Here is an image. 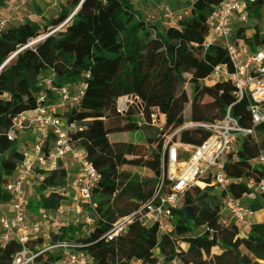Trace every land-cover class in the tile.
<instances>
[{
  "label": "trees",
  "instance_id": "16d2710c",
  "mask_svg": "<svg viewBox=\"0 0 264 264\" xmlns=\"http://www.w3.org/2000/svg\"><path fill=\"white\" fill-rule=\"evenodd\" d=\"M224 1L196 0L189 19L161 29L143 17L132 0H65L58 5L56 17L43 26L27 19L7 28L0 35V205L11 202L4 187L23 162L18 144L8 139L14 118L36 107L37 95L49 77H54L55 88L85 83L84 98L64 117L82 129L72 133L73 144L87 151L100 175L93 191L97 205L90 215L93 231L87 236L61 227L60 235L51 234V243L74 241L95 264H158L160 259L163 264L174 260L182 264H264V223H254L245 236L237 225H224L223 195L209 185L187 192L182 208L173 212L176 222L168 235L160 236L157 225L146 227L134 221L126 235L113 241L105 237L118 220L137 212L154 195L164 141L187 125L223 119L232 104L230 85L202 84L225 54L216 46H203L209 23L201 17ZM263 5L264 1L255 5L253 13ZM7 6L6 0H0V10ZM253 29L249 37L237 31V39L258 50L264 45V30ZM121 97L134 100L124 113L117 109ZM249 106L250 101L244 99L233 106L232 114L245 120ZM155 107L163 115L161 126L153 125L150 118ZM256 131L257 136L244 139L225 165L226 175L238 181L229 187L235 197L251 192L249 180L258 184L264 177V169L252 165L264 150V124ZM208 136L204 128L195 126L176 134L174 141L197 146ZM67 171L60 164L38 182L36 195L28 196V213L39 216L61 208L66 200ZM253 209H264V193ZM42 240L27 246L37 254ZM21 249L13 240L0 243V264H12ZM60 255L59 251L46 252L34 264H55Z\"/></svg>",
  "mask_w": 264,
  "mask_h": 264
},
{
  "label": "built area",
  "instance_id": "2783aa9c",
  "mask_svg": "<svg viewBox=\"0 0 264 264\" xmlns=\"http://www.w3.org/2000/svg\"><path fill=\"white\" fill-rule=\"evenodd\" d=\"M42 1L51 2L53 6L64 2L12 0L8 14H0V35L7 28L25 23L28 17L22 16V12L33 3ZM263 1L225 0L215 7L203 46L220 48L225 59L214 67L211 75L203 82L207 86L219 83L230 85L229 96L233 102L223 119L186 126L202 127L208 132L209 136L202 144L195 146L176 143L174 137L178 131L164 141L160 181L154 195L137 212L118 220L105 235L108 241L126 235L134 221L146 227L157 225L160 236L168 235L176 222L173 212L182 208L187 192L191 188L208 185L219 195H223L224 225H237L242 236L250 231L257 214L253 204L264 193V177L258 184L253 179L249 180L247 183L252 188L251 192L235 197L229 187L238 181L226 175L225 165L230 154L240 149L244 139L249 136L256 137V128L264 124V45L258 50L251 48L246 53L242 48L245 41L236 37L237 31L242 32L249 19L254 16L253 7ZM163 12L168 16L172 15L169 7H164ZM236 25L239 27L237 30ZM53 80L52 76L44 82V89L37 95L36 107L14 118L8 132L9 141L18 144L23 162L18 173L4 187L11 194L12 200L8 204L0 205V243L13 240L21 245L22 249L14 256L12 264H34L37 256L57 251L61 255L55 264H95L90 255L81 250V245L74 241L51 243V234L61 233L60 222L65 212L66 200L56 213L46 212L39 216L44 221L50 220L53 229L52 233L43 236L44 244L36 248L38 253L35 254L27 246L33 241L27 192L28 183L33 178L43 181L60 164L67 167L68 177H72V187L75 189V193L69 198L71 208L77 216L85 219V225L89 228L84 231L87 236L93 231V219L90 215L97 206L93 203V191L100 175L88 160L87 151L73 144L72 133L82 129H78L75 123L68 122L64 117L65 112L81 102L88 86L80 83L76 86L55 88ZM244 99L250 101V112L247 119L242 120L232 114V108ZM133 102L129 97L119 98L118 111L126 112L128 104ZM138 104L143 107L140 102ZM150 118L153 125L161 126L163 123L159 108L150 110ZM50 144L51 147L46 151ZM252 165L264 169V150ZM66 192L67 188H64L63 195L66 196ZM160 261L163 263L161 259ZM168 264L182 263L174 260Z\"/></svg>",
  "mask_w": 264,
  "mask_h": 264
},
{
  "label": "rangeland",
  "instance_id": "374dc122",
  "mask_svg": "<svg viewBox=\"0 0 264 264\" xmlns=\"http://www.w3.org/2000/svg\"><path fill=\"white\" fill-rule=\"evenodd\" d=\"M195 1L196 0H162L159 3H156L154 0H132L136 9L141 12L142 16L145 19H147V21H149L150 23L158 25L161 29L167 26L166 23H168L169 26L172 25L175 27L177 26V23L179 21L183 19H189L192 16L191 10H192L193 3ZM164 7H169L171 9V12H172L171 16H168L163 12ZM25 11H27V15L28 14L31 15L30 18L28 19L32 20L34 23H38L41 26H43L44 21H49L56 17V13L58 11V5L53 6L51 2H45V1L35 2L33 3V5L27 7ZM260 11L263 12L262 16H264V5L260 9ZM212 14L213 13H209V11H206L202 15L201 19H204L205 17H207L208 19L207 21L208 23H210ZM259 22L260 20L257 19L256 17L250 18L247 24L249 28L243 30L244 32L242 31L244 36L246 37L251 36L252 33L254 32L253 27L256 24H259ZM261 29L264 30V25H262ZM33 42L34 41H32L31 43ZM242 46H243L242 47L243 50L246 53L252 50L251 49L252 47H250L247 44H244V45L242 44ZM202 84H204V82H202ZM67 164L69 165L70 163H67ZM38 182L39 181L36 178H33L28 183L27 192L30 198H33L36 195L35 187L37 186ZM65 188H67L66 201L64 203L65 212L62 216L60 227H71L72 229H75L78 233L82 231V233L86 235L84 231L88 230L89 228L85 226V219L81 216H77L71 208V200H69V198H71L72 195L75 193V189L72 187V177L71 176L68 177L67 186ZM45 213L46 212H41L39 216L45 215ZM28 215H30L29 222L31 226H33L32 238H33V241H35L34 243L43 239L44 235H48L52 233L51 231L53 228L51 227L50 220L44 221L39 216H34L31 213H28ZM254 222H257V223L264 222V210L263 212H260V214L255 215ZM202 232L203 231L200 230V233ZM83 234H79V236ZM156 255L159 257L157 253ZM134 264H139V262L134 261ZM160 264H163V263L160 261Z\"/></svg>",
  "mask_w": 264,
  "mask_h": 264
},
{
  "label": "crops",
  "instance_id": "0c3cea01",
  "mask_svg": "<svg viewBox=\"0 0 264 264\" xmlns=\"http://www.w3.org/2000/svg\"><path fill=\"white\" fill-rule=\"evenodd\" d=\"M10 1H12V0H6V3H7L8 6H9ZM8 6H7V8L0 10V14H2L3 16H6V15L8 14ZM259 11H260V10H258L257 12H259ZM257 12H255V14H254V16H253L252 18H255V17H256V13H257ZM22 16L30 18L31 15H29V14L27 15V11L24 10V11L22 12ZM259 20H260V19H259ZM262 25H264V16H262V19L260 20L259 24H256L255 26H258V28L261 29V28H262ZM237 28H239L238 25L235 26V29H236V30H237ZM247 28H249L248 25H245L244 28H243V30H245V29H247ZM253 28H254V27H253ZM243 30H242V31H243ZM261 30H262V29H261ZM243 32H244V31H243ZM243 32H242V33H243ZM252 34H253V33H252ZM236 37H237V36H236ZM263 210H264V209H263ZM263 210L258 211L257 214H260V212H263ZM255 223H257V222H255ZM262 223H264V222H262Z\"/></svg>",
  "mask_w": 264,
  "mask_h": 264
},
{
  "label": "water",
  "instance_id": "95a60500",
  "mask_svg": "<svg viewBox=\"0 0 264 264\" xmlns=\"http://www.w3.org/2000/svg\"><path fill=\"white\" fill-rule=\"evenodd\" d=\"M72 18V17H71ZM70 18V19H71ZM70 19L65 23V24H63L59 29H61L62 27H64L69 21H70ZM59 29H57V30H54V31H52L51 32V34H54L55 32H57ZM47 36H49V35H47ZM47 36H44V37H41V38H39L38 40H36V41H34L33 43H30L27 47H30V46H33L34 44H36L37 42H39V41H41V40H44L45 38H47ZM16 56V54L15 55H13L6 63H5V65L4 66H6L14 57ZM3 66V67H4ZM192 126H190V127H186V128H183V129H181L180 131H178L177 132V134L179 133V132H181V131H184L185 129H188V128H191Z\"/></svg>",
  "mask_w": 264,
  "mask_h": 264
},
{
  "label": "bare ground",
  "instance_id": "6f19581e",
  "mask_svg": "<svg viewBox=\"0 0 264 264\" xmlns=\"http://www.w3.org/2000/svg\"><path fill=\"white\" fill-rule=\"evenodd\" d=\"M262 15H263V12L259 11V12L256 13V18L261 20L262 19Z\"/></svg>",
  "mask_w": 264,
  "mask_h": 264
}]
</instances>
